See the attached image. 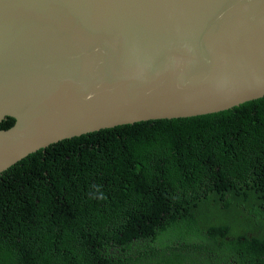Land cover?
Instances as JSON below:
<instances>
[{
    "label": "trees",
    "instance_id": "1",
    "mask_svg": "<svg viewBox=\"0 0 264 264\" xmlns=\"http://www.w3.org/2000/svg\"><path fill=\"white\" fill-rule=\"evenodd\" d=\"M0 264H264V95L17 160L0 172Z\"/></svg>",
    "mask_w": 264,
    "mask_h": 264
},
{
    "label": "water",
    "instance_id": "2",
    "mask_svg": "<svg viewBox=\"0 0 264 264\" xmlns=\"http://www.w3.org/2000/svg\"><path fill=\"white\" fill-rule=\"evenodd\" d=\"M264 95V0H0V172L59 139Z\"/></svg>",
    "mask_w": 264,
    "mask_h": 264
}]
</instances>
